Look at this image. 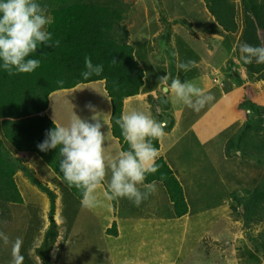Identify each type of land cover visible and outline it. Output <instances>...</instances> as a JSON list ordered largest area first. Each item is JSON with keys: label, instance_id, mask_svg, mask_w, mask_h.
<instances>
[{"label": "rangeland", "instance_id": "obj_1", "mask_svg": "<svg viewBox=\"0 0 264 264\" xmlns=\"http://www.w3.org/2000/svg\"><path fill=\"white\" fill-rule=\"evenodd\" d=\"M103 1L112 4L120 2L123 6L125 5L128 7L127 17L129 18L127 21H129V30L131 32L129 42L134 44L136 48L143 46V44L146 46L150 45V49L153 50L154 55L152 56L156 58L155 62H150L151 58L148 56L140 58L142 56L138 53L140 56V62L146 68L149 83L156 81V74H160L163 71L166 72L167 70H169L170 74V68L171 70L173 68L174 74H181V78L186 77V75L192 76L198 73V71L200 72L201 65L199 64V61L202 59L203 55H205V52L201 47V42L199 40L206 43L217 39L211 36V34H205V32L200 30V27L204 22L206 29H208L207 31L219 33L222 30L215 19H213L208 26L206 25V6L204 0ZM232 1L235 3L239 28L232 34L231 37H228L227 39L228 42H231L232 40L237 41L239 45L242 41L241 29L243 30L244 28V10L242 0ZM260 1L264 2V0ZM156 7H159L161 22L159 19L158 21H155L157 18V11L154 8ZM149 16L151 19L149 20V24H147L145 22H147L146 19H148ZM169 16L172 17V19ZM175 16H182L186 18V20L191 23V27L179 20H176L177 18ZM167 19L169 20V23ZM160 24H162L163 29L160 31L159 36L155 38V42L152 45V43L150 44L151 40L149 38L152 37V33L156 29L160 28ZM173 26H175V31L172 34V29L174 28ZM168 32L169 39L167 40ZM259 32L262 44H264L263 31L260 30ZM187 33L189 37L187 36ZM159 43L160 45H158ZM142 49L145 50L147 47L143 46L139 48V52ZM172 55H174V57L176 56V58ZM189 61L194 63L198 62V64L194 65V67L191 66L190 70L187 72L177 70L178 62L187 63ZM228 62V69L226 68L227 76L234 80V83H236L239 88L237 93L238 95L236 94L231 101L232 108L237 116L242 118V125H244L245 122H248L250 129L258 127L257 120L264 119V70L261 72L251 71L248 67L249 64H244L243 61L240 60L239 51L238 56L233 57L232 54ZM253 63L255 62L253 61ZM85 96L86 98L80 99L79 97L78 100H76L81 114L84 113L85 109L89 110L88 107L95 103L96 97L90 95ZM239 96H245L248 100L252 101L256 106H258L259 111L243 106L241 103L242 100ZM74 97L76 96L71 95V98ZM97 99L99 105L102 106V103H105L107 98H103L102 100L100 95ZM71 102V100L66 98L64 105H71ZM142 104V101H137V106L135 108H141ZM163 104H159V106L164 108L163 113L161 115H153L156 120L159 118L160 120L167 118L170 114L168 113L170 111L169 105L165 106ZM94 110L97 111V108H94ZM209 112V115H207L208 113L206 114V118L210 120L219 113V110H211ZM193 113L198 115L200 111L192 112L190 110H186L183 113L184 123H189V120L193 117ZM160 120H158V122ZM225 121L229 122V125H226ZM220 124L219 122H216L214 127L208 126L207 131L204 133L206 137L205 141H209L212 144H217L218 142L219 144L221 143V138L225 136H229L230 140L232 137L237 136V134L239 136H243L244 140L241 143L242 156L245 162H253L255 165L253 168H255L258 178L255 177V171L251 174L249 170L250 167L247 168V166L244 165V174H242V167L236 165V169L233 171L235 181L233 184H228L230 179L228 167L226 163L222 161V158L221 161L224 165H226V167H224L220 161L222 154L221 145L217 153L216 151H210L208 146H203L201 143L197 144V141L191 143L190 140L194 136V133L190 135L189 139L185 138L184 141L179 142L177 147L170 152L168 156L169 158L175 155H178L179 157L184 156V158L182 157V159H178L182 163L187 162L185 159L187 156L194 155L196 158H202L201 154H204L207 159L211 161L216 160L218 165L222 166V169L219 170L218 174H215L212 178H207L206 175L213 174L212 169L214 167L209 163H202V166L206 167L205 171L202 172V177L205 176L206 179L204 185L195 186V190L192 194L190 193L191 188L187 186L188 197L191 198V204L194 211L197 210V213L199 214H207L215 207H218L216 205L224 201L225 197L226 199H229L230 205L229 223L225 224V220L217 222L212 220L210 226H207V229L204 230L205 235L208 234L206 238L203 237L204 239H202L201 242L199 241L200 244L197 250L196 246H194L188 254V264H194L196 262V259L193 260V253L195 250V257H197V261L202 258V262H199L198 264H260L264 262V260L261 259L264 257V249L262 246L264 241V121L261 125H259V128L255 133L246 128L247 130L244 135V127L241 126L242 129L239 127L237 130V127L233 119L230 118V115H228L227 120L220 121ZM183 128L184 125L179 124L173 134H181L183 132ZM6 145L12 152V146L8 143H6ZM230 148L231 151L228 153L229 155L232 153L236 155L234 152L239 151L233 146H230ZM241 164L245 163L242 162ZM223 169L226 173L225 181L222 183ZM245 176L248 179L252 178V183ZM241 180H243V184H241ZM65 190L66 192L69 191L71 193L67 187H65ZM57 193L61 194L59 190H57ZM61 195L63 196V194ZM72 197L75 199L68 202L72 206L66 210L68 220L66 225L63 227L70 229L73 228V230L65 235L66 240H64V238L62 239L64 229L61 226L62 223H60V220L57 217V207L59 209L61 203H57V197L55 200L54 218L56 221V230H58L59 234L57 239L51 243V247H49V259L51 264H119V262L116 263L115 259L117 250L112 247L111 238H109L110 236L108 235L111 233H108V228L105 229L107 223L103 218H99L91 213L89 214L85 208L81 210V199L74 195ZM19 204L20 203L15 202H2L0 200V232L5 233V228H7L10 230H8L6 235H13V237L7 235L10 240V243L7 246H5L3 241L0 240V264H11V242L15 241L17 238H20L22 241L21 254L24 256L23 264H35V261L28 254L29 249L32 247L34 242H39L41 247L42 243H45V240H47L45 235L50 227V221L48 218L49 206L42 208L43 212L39 209H35L34 213L31 215L29 223L27 222V224H24L21 212L17 215V218L13 217V213L11 214V206H13L15 212H18L20 207ZM115 205L116 203H114V206ZM219 213L217 215H219ZM217 217L218 216H216V218ZM25 225H28V227ZM221 226H223L221 231L224 237L227 236V239L220 241L218 238L209 236L210 232H214L215 228L218 230ZM226 227L228 229L227 231ZM183 232V229L180 227L179 235H177L178 238ZM176 243L179 246L178 250H181L183 254L182 258H184L187 253L185 247L180 246L179 241ZM54 244L57 246L59 245L57 251L55 249L56 245ZM36 252L37 255H40L37 250ZM175 252L176 251H174V254ZM40 257L44 264V259L41 255ZM179 261L180 262H177V264H181V258Z\"/></svg>", "mask_w": 264, "mask_h": 264}, {"label": "crops", "instance_id": "obj_2", "mask_svg": "<svg viewBox=\"0 0 264 264\" xmlns=\"http://www.w3.org/2000/svg\"><path fill=\"white\" fill-rule=\"evenodd\" d=\"M154 9H156L157 11V18L155 19V21H158V19L160 21L161 18L159 7H156ZM205 13V22L208 26L214 18L209 13L207 8ZM170 18L172 19V17ZM150 19L151 18L149 16V18L146 19L147 22L145 23L149 24ZM167 21L169 20L167 19ZM128 22L129 21H127V23ZM159 26L160 28L156 29L152 33V37L149 38L151 40L150 44L152 43V45L155 42V38L159 36L160 31L163 29L162 24H160ZM173 27L174 28L172 29V34L175 31V26ZM200 28V30L205 32V34H211V36L217 38L216 40L206 43L199 40L201 42V47L205 52V55H203L202 59L199 61V64L201 65V71H198V73L192 76L186 75V77L184 78H181V74L177 75L175 73L173 78H178L182 82L190 81L197 87L202 88L205 92H210L215 97V99L210 104H207L204 108H202L198 115H195L193 113V117H191L188 124L184 123L183 113L186 110H190L192 112L193 110L180 103L173 105L168 99L170 94L166 92L164 93L162 88L158 86V78L160 76L168 75L169 70H167L166 72L163 71L160 74H156V81L149 83L146 68L143 66L139 59L148 56L151 58L150 62H155L156 58L152 56L154 55L153 50L150 49V45L146 46L145 44H143V46L147 47V49H142L139 52V48L143 46H139L138 48H136V46L132 44L135 48V56L144 68V83L139 93L133 96H129L125 99L123 111L138 109L150 113L154 118L153 115H161L163 113L164 108L159 106L160 103L163 104L165 102L163 105H169V116L161 120L160 118L158 119L160 120L159 122H163L165 124V129L163 130L164 136L159 140L160 147L157 149L158 158L163 157L180 180L183 186L189 211L185 215L179 217L174 215L173 203L169 198L164 184L160 181L151 182L155 183L157 190L139 206H136L127 198L109 201L103 195L104 191L107 190L108 178L111 175V173L109 172L101 188L97 192V205L92 209H85L89 214L91 213L99 218H103L107 223L105 229L110 228L112 222L114 220L116 221L118 234H108L110 236L109 238H111L112 247L117 250V254L115 256L116 263L177 264V262H180L179 260L181 258V264H188V254L194 248V246H196L197 250L200 244L199 241L201 242L202 239L206 238L208 234L205 235L204 230L207 229V226H210L211 221L215 220L217 222L225 220V224L229 223V199H226L225 197L224 201L216 205L218 207H215L207 214H199L197 213V210H193L191 198L188 197L187 190V186L190 187V193L192 194L195 190V186L204 185L206 179L205 176L202 177V172L205 171L206 167H203L202 163H209L214 167L212 169L213 174L206 175L207 178H212V176L218 174L219 170L222 169V166H219L216 160L211 161L207 159L204 154H201L202 158H196L194 155L187 156L185 157V159L187 160L186 163H182L178 160L182 159V157L184 158V156L179 157L178 155H170L172 157H168L170 152L177 147V144L184 141L185 138L189 139L192 133H194V136L191 138L190 142L192 143L197 141V144L201 143L203 144V146H208V149L210 151H216L218 153L221 145L222 154L220 157V161L222 158V161L225 162L228 167L230 178L228 184H233L235 181L233 171L236 169V165L242 167V174H244V165L247 166V168L250 167L249 170L251 174L253 173V171H255V177L258 178L256 170L255 168H253V166H255L253 162H245L242 154L239 151L234 152L236 155H234L233 153L229 155L227 153L226 146L228 139L230 138L229 136L221 138V143L219 144L218 142L217 144H212L209 141H205L206 137L204 133L207 131L208 126L214 127L216 122H219L220 124V121L227 120L228 115H230V118L233 119L238 130L239 127L242 126L243 120L242 118L237 116L231 104V101L233 97H235L238 93L239 88L237 87L236 83H234V80L230 79V77L227 76V65L229 63L228 60H230L232 54L233 57L238 56V42L234 40L228 42L227 38L231 37L233 33L226 32L222 27V30L219 33L207 31L208 29H206L204 22ZM187 36L189 37L188 33ZM158 45H160V43ZM234 47L236 48V51H233ZM138 53H140L142 57H140ZM196 64H198V62L194 63V65ZM169 83H171V81H169ZM71 95L76 97L71 98ZM85 95L96 97L95 103L88 107L89 110L85 109L84 113L81 114L76 100H78L79 97L80 99L86 98ZM100 95L102 100L103 98H107L105 100V103H102V106H100L97 101V98ZM66 98L72 101L71 105H64V101ZM137 99H139L143 103L141 105V108H135L137 106V101H139ZM94 108H97V111L93 110ZM211 110H219V113L213 119L209 120L206 117L207 115H209V111ZM111 112L112 104L105 89L104 81L79 83L71 88L54 90L49 95V105L47 107V113L51 119H53V116L55 114L57 123L66 124L69 121L70 117L75 113L82 119L91 123H95L96 121L92 120V116L97 114L102 124L101 131L105 134L104 155L106 158L114 159L119 154V152L123 150L121 149V144L118 138H116L112 133L110 122ZM104 121H106L107 123H105ZM179 124L184 125L183 132L178 135L173 134ZM225 124L229 125V122L225 121ZM12 153L17 155V152L14 149L12 150ZM222 161L221 164L226 167V165H224ZM242 162H244L245 164H241ZM27 164L32 170H34L36 176L40 180L55 189L57 195V203H61L60 208L58 209L57 207V217L60 220V223H62L61 226L63 227L64 225H66V222L68 220L66 216V210L72 206L68 202L75 199L72 197L73 194H71L69 191L66 192L64 187L65 184L63 183V181L39 155H29ZM225 173L226 172L223 169L221 180L222 183L225 181ZM248 180L252 183V178H249ZM15 181L22 194L23 203L19 204L20 207L18 209V212H15L13 206H11V214L13 213V217L17 218V215L21 212L22 220L24 221V224H27V222L29 223L31 215L34 213L35 209H39L41 212H43L42 208H46L47 206H49L50 208V199L48 195L43 191H40L41 189H39L34 183H32L21 170L16 172ZM241 184H243V180H241ZM56 189L59 190L61 194H63V196L61 194H58ZM114 203H116L115 206ZM80 208L81 210H83L84 208L82 207L81 202ZM218 213L219 215H217ZM216 216L218 217L216 218ZM25 226L28 227V225ZM180 227L184 232L181 234L179 239L177 235H179ZM63 229V235L61 234L62 239L64 238V240H66L65 235L70 233L73 228L70 229L63 227ZM222 229L223 226L219 227L218 230L215 228V231L210 232L209 236L218 238L220 239V241L227 239V236L224 237L221 231ZM8 230L10 229L5 228V234L8 232ZM227 230L228 229L226 227V231ZM7 235L13 237V235L11 234ZM177 241H179L180 246H184L187 251L184 258H182L183 254L181 250H178L179 246L176 243ZM58 246H55L56 251ZM173 248L174 251H176L175 254ZM196 250L193 253V260L196 259V262L194 264L202 262V258L197 261V257H195Z\"/></svg>", "mask_w": 264, "mask_h": 264}, {"label": "trees", "instance_id": "obj_3", "mask_svg": "<svg viewBox=\"0 0 264 264\" xmlns=\"http://www.w3.org/2000/svg\"><path fill=\"white\" fill-rule=\"evenodd\" d=\"M37 3L47 9L45 14L52 18L53 23L47 25L46 30L60 43L59 47L46 45L38 47L30 58L40 60V66L32 73L8 75L0 67V200L23 203L22 194L15 181V174L19 170L48 195L50 227L45 235L47 240L37 251L44 259V264H51L49 247L58 235L54 218L57 195L55 190L40 180L28 166L29 155H39L63 181L71 194L79 199L82 197L78 189L69 188L64 181L59 170L61 160L59 147L47 152L37 147L45 140L46 132L55 127L53 119L47 113L49 95L54 90L71 88L79 83L104 81L112 104L110 116L112 133L118 138L121 149L126 151L128 144L121 135L116 120L123 112L125 99L139 93L144 83V68L135 56L134 46L129 42L128 7L125 5L103 0H37ZM204 3L217 24L226 32L234 33L238 30L236 7L232 0H204ZM242 4L244 28L241 43L261 46L259 31L262 30L264 36V2L242 0ZM176 20L191 27V23L182 16ZM86 56L91 57L94 65H103V72L99 76L93 75L88 79L82 77ZM248 67L254 72L264 70V64L252 63ZM170 71L169 81L174 77L173 68L172 70L170 68ZM239 97L243 106L259 111L258 106L245 96ZM263 121L264 119L257 120L258 127L251 129L249 123L245 122L242 125L245 129L243 135L246 128L255 133ZM229 140L226 146L227 153H230V146H233L242 154L241 143L244 137L237 134ZM6 143L12 146L17 155L8 149ZM153 145L158 149L159 140L153 141ZM156 165L157 171L148 175L145 182H162L173 203L174 215L178 217L185 215L189 207L180 180L163 157L156 159ZM107 231L113 235L118 234L115 220ZM262 246L264 249V241Z\"/></svg>", "mask_w": 264, "mask_h": 264}, {"label": "clouds", "instance_id": "obj_4", "mask_svg": "<svg viewBox=\"0 0 264 264\" xmlns=\"http://www.w3.org/2000/svg\"><path fill=\"white\" fill-rule=\"evenodd\" d=\"M52 23V18L45 14L37 0H0V67L8 75L34 72L40 66V60L30 56L38 47H59L60 41L54 40L46 30V26ZM238 50L244 64H252L253 61L257 65L264 64V44L253 46L245 42L239 44ZM233 51H236L235 47ZM84 64L85 70L81 75L85 79L103 72V65H94L90 56L85 57ZM193 65L192 61L178 62L177 68L187 72ZM158 79V86L170 94L169 100L173 105L180 103L199 112L215 99L210 92L190 81L173 78L169 83V74ZM92 120L96 122H88L75 113L66 124H60L54 114L55 127L46 132L45 140L37 147L44 152L59 147V170L68 187H75L81 193L82 207L92 209L97 205V192L109 172L111 175L104 197L109 201L127 198L139 206L157 190L155 183H145V180L157 171L158 152L153 141L162 139L165 124L145 111H123L116 124L128 144V150L119 152L113 159L104 155L105 134L101 131L100 118L95 114ZM0 240L5 246L10 243L3 232H0ZM21 247L20 238L11 242V264H23ZM38 248L39 242H34L28 254L35 264H43L36 252Z\"/></svg>", "mask_w": 264, "mask_h": 264}]
</instances>
